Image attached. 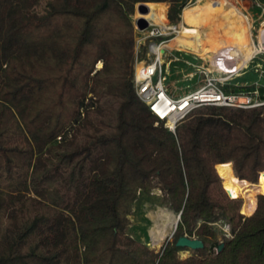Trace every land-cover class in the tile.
I'll list each match as a JSON object with an SVG mask.
<instances>
[{
    "label": "trees",
    "instance_id": "trees-1",
    "mask_svg": "<svg viewBox=\"0 0 264 264\" xmlns=\"http://www.w3.org/2000/svg\"><path fill=\"white\" fill-rule=\"evenodd\" d=\"M188 1L0 0V264H264V196L244 217L225 190L264 172V106L172 133L134 90L136 5L174 24ZM154 189L181 213L159 252L126 232Z\"/></svg>",
    "mask_w": 264,
    "mask_h": 264
},
{
    "label": "rangeland",
    "instance_id": "rangeland-1",
    "mask_svg": "<svg viewBox=\"0 0 264 264\" xmlns=\"http://www.w3.org/2000/svg\"><path fill=\"white\" fill-rule=\"evenodd\" d=\"M205 1L214 2L216 0H189L187 4L188 6L186 5L185 8H190L197 4H203ZM256 2L259 3V5L264 6V0H256ZM256 2H254V0H250V3H248L249 7H253V10L250 11V15L253 17V19L260 17V11H257V7H255V5L257 4ZM223 3L232 12L238 13L241 11L240 5L235 4V0H223ZM163 8L164 12L162 11V14L153 11L147 12L146 14H140L135 9L134 15L131 18V23L134 28L135 54L138 53L139 59H145L144 61H148V56L146 55L148 52V42L141 44V41L139 40L142 38L143 34H140L139 29L137 28L138 20L144 19L147 23H154L160 26L172 27V35L170 36L172 40L170 41V43L167 44V48L165 49L163 56V70L165 72V83L167 85L168 91L170 92L169 94L172 95L174 98L178 99L192 93L199 86H202L204 82V76H202L201 74L199 75L196 72L198 69L202 68L207 74H209V76L212 75L219 80H225L227 82L229 79H227L225 75H228V73L219 72L217 69L219 66H221L224 61H229L238 55H242H231L230 53L234 47L236 48L238 41L242 40V38L244 39L246 36L245 33H243L244 30L241 28L242 25L239 22L231 25V19L229 20V18H225L224 24L228 27L225 30H221L222 34L224 35L222 36L223 39L219 40V42L214 46L215 48H222L227 43L229 46L227 45L228 47L226 48L230 50V54L228 53L229 55L227 56V58H225L226 56L223 52H217L215 54L207 53L206 57L203 58L198 53L191 51V49L185 48L179 45L178 43L173 42V40L177 36L174 27L178 28L179 24L182 22V12L177 22L171 24L168 18H166V10L168 13L169 6H165ZM244 8L245 10H247L246 7ZM149 13L155 15V21L145 18L146 15H148ZM220 17L222 18L223 15H220ZM247 22L249 23V26H251L249 30V38L252 40L253 45L257 47V41L260 40L259 35L260 33L262 34V31L260 32L261 27L259 21H255L253 23L249 19H247ZM213 31L214 30L209 27L204 31V33L208 37L210 36L209 38L217 40L215 38V31ZM138 41L140 42L138 43ZM249 52L250 51H247L246 54H248ZM184 61L187 62L185 63ZM101 66L102 64L98 63L96 69H100ZM238 74L240 75L237 77H231L229 84L223 81L222 84H224L221 86V88L228 93H235L241 97L246 96L247 92H249L245 91L244 88L246 87L253 88L257 86L260 89H264V54L260 53L254 59L249 60L247 64L243 68H241ZM262 173H260L259 181L256 184H252L246 181H236L241 184L239 187L240 189H238V193H240L241 191L240 194L236 195L230 193L228 190V187L230 185L225 188L229 197L239 198L242 201L243 207L241 206V211L242 214L246 217L253 214L256 208V202L258 198L257 196L264 195V193H258L255 195V206L251 212L249 210L243 211L246 203L245 195L243 194L245 193L246 196L252 197V191L254 190V188L257 187L259 184L264 183V174ZM231 177L233 178V180H235V177L232 172ZM223 181L226 183L225 179H223ZM248 191L250 192L247 193ZM157 216L162 219L163 216H166V218L164 219L166 228L163 225L164 222H159V217ZM176 220L177 214L167 208V206L162 202V193L157 189H154L149 196H145L142 194L138 195L136 201L132 205V209L129 215V225L127 227L126 232L133 239L143 243L150 249H153L155 252H159L161 247L167 241L171 240L170 235L174 230ZM213 228L216 231L219 240L222 236L229 237L230 235L229 226L225 223L219 222L217 224H214ZM190 255V252L184 251L180 253V257L182 259H185Z\"/></svg>",
    "mask_w": 264,
    "mask_h": 264
},
{
    "label": "built area",
    "instance_id": "built-area-1",
    "mask_svg": "<svg viewBox=\"0 0 264 264\" xmlns=\"http://www.w3.org/2000/svg\"><path fill=\"white\" fill-rule=\"evenodd\" d=\"M259 9L260 32L262 31L264 34V6L259 5ZM172 30V27L148 23L146 29L139 30L140 34H143L139 39L141 44L148 42L146 54L148 61L139 59L138 53L135 54L134 90L138 99L146 105L158 123H163L166 129L174 133L180 122L191 112L201 107L251 109L264 106V95L260 96L258 91H253L243 97L235 93H228L221 88L224 84L222 82L225 80L209 76L203 68L196 71L197 74L204 76L202 86L178 99L170 95L165 83L163 56L167 44L172 40L170 38ZM262 34L259 35L260 44L257 41L259 54H264V35Z\"/></svg>",
    "mask_w": 264,
    "mask_h": 264
},
{
    "label": "bare ground",
    "instance_id": "bare-ground-1",
    "mask_svg": "<svg viewBox=\"0 0 264 264\" xmlns=\"http://www.w3.org/2000/svg\"><path fill=\"white\" fill-rule=\"evenodd\" d=\"M220 15H223V17L221 18ZM145 18L155 21V15L152 13H149L148 15H146ZM225 18L226 19L229 18V20L231 19V22H232L231 25L239 22L242 25L241 28L244 30L243 33H245V35H246L244 39L242 38V40L238 41L236 48L234 47L231 50V52H230L231 55L243 54V53H247V51H250L249 53H251V54L259 52L257 47L255 45H253L252 40L249 38V30H250L251 26H249V23L246 21L245 17L241 13V11L238 13L230 11L224 5L223 0H216L214 2L205 1L203 4H197V5L190 7V8H188V7L184 8L182 10V22L179 24L178 28L174 27V30L177 33L176 34L177 36L175 37L173 42H176L181 46H186V44L188 46L191 45L190 40H187L186 44H185V39L182 38L183 35L185 33H187V31H188L184 27V25H187L189 27H192L196 33L195 45L192 44V46H195L194 48H196L195 49L196 51H198L201 55H204L205 57H206L207 53L215 54L217 52H223L224 55L226 56L225 58H227V56L230 54L229 53L230 50L228 48H226L229 46L227 43L222 48H215V46H214L219 42V40L223 39L222 36H224V35L222 34L221 30H225L228 27V26H225V24H224ZM209 27L215 31V32L214 31L213 32L215 33V38L217 40L209 38L210 36L208 37L204 33V31ZM262 35H264V34H262ZM229 48H231V47H229ZM214 56H216V55H214ZM99 66H100V64H99ZM240 185H241L240 183H234V184L230 185L228 187L229 192L232 194H236V195L240 194L241 191H240V193H238L239 192L238 189H240L239 188ZM249 192L250 191H248L247 193H249ZM252 193H253L252 197L246 196L245 193L243 194V195H245V200H246L245 208L243 209V211L244 210H249L250 212L252 211V209L255 206V201H254L255 195L258 193H264V183L259 184L257 187H255L254 190L252 191Z\"/></svg>",
    "mask_w": 264,
    "mask_h": 264
},
{
    "label": "crops",
    "instance_id": "crops-1",
    "mask_svg": "<svg viewBox=\"0 0 264 264\" xmlns=\"http://www.w3.org/2000/svg\"><path fill=\"white\" fill-rule=\"evenodd\" d=\"M254 2H256V0H254ZM248 3H250V0H235V4L240 5V9L242 11L243 16L245 15L244 17H245L246 21H247V19H249L253 23L255 21H259V17H257L256 19H253V17L250 15V11L253 10V7H249V4ZM167 6H169V5L167 4ZM244 7H246L247 10H245ZM255 7H257V11H260V9H259V3H257L255 5ZM166 18H167V10H166ZM259 23H260V21H259ZM184 27L188 31H187V33H185L183 35L182 38L185 39V44H186V41L187 40H190L191 41V45L188 46L186 44V46H183V47L191 49V51L198 53L200 56H202L204 58L205 56L204 55H201L198 51L195 50L194 46H192V44L195 45V38H196V33H195L194 29L192 27L187 26V25H184ZM260 41H261V38L258 41L259 44H260ZM258 54H259V52H256V53H253V54H251V53L246 54L245 53V54H242V55H238V56L234 57L233 59H231L229 61H224L221 64V66L218 67L217 70L219 72H222V73H228V75H225V76L227 77V79H229L226 82V83L229 84L230 83L229 81L231 80V77L233 78V77L239 76L240 74H238V73L241 70V68H243L247 64V62L249 60L254 59ZM184 62L186 63L187 61H184ZM244 89H245V91H249V92H247V94H250L253 91H258V93H259L260 96L261 95H264V89H260L257 86H255L253 88L252 87H246ZM237 183H239V182H237ZM230 185H232V184H230ZM157 217H159V216H157ZM165 218H166V216H163V219L159 217L158 220H159V222L163 221L164 222L163 225L166 228V224H165V221H164Z\"/></svg>",
    "mask_w": 264,
    "mask_h": 264
},
{
    "label": "water",
    "instance_id": "water-1",
    "mask_svg": "<svg viewBox=\"0 0 264 264\" xmlns=\"http://www.w3.org/2000/svg\"><path fill=\"white\" fill-rule=\"evenodd\" d=\"M147 5L148 4H138V5H136L135 9L140 14H146L147 11H148ZM147 26H148V23L146 22V20H144V19L138 20V22H137V28L139 30H144V29L147 28ZM216 167H215V170H216ZM216 173H217V171H216ZM260 196H264V195H260ZM232 199H236V198H232ZM242 207H243V203H242ZM242 207H241V209H242ZM180 215H181V213L177 214V220H176V223L174 225V230L171 233L170 237L173 236V234H174V232H175V230L177 228V224H178V221L180 219ZM243 216L246 217L245 215H243ZM176 247L188 249V250H191V251H198V250H202L204 248V244H203V242L201 240H198V239H195V238L191 239V238H188L186 236H183V237H180L176 241ZM221 248H222V245L219 247V249L217 250V252H219Z\"/></svg>",
    "mask_w": 264,
    "mask_h": 264
}]
</instances>
